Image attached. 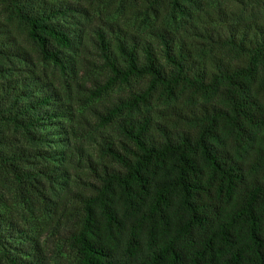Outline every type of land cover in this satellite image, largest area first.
Returning a JSON list of instances; mask_svg holds the SVG:
<instances>
[{
    "label": "trees",
    "instance_id": "obj_1",
    "mask_svg": "<svg viewBox=\"0 0 264 264\" xmlns=\"http://www.w3.org/2000/svg\"><path fill=\"white\" fill-rule=\"evenodd\" d=\"M264 0H0V264H264Z\"/></svg>",
    "mask_w": 264,
    "mask_h": 264
},
{
    "label": "rangeland",
    "instance_id": "obj_2",
    "mask_svg": "<svg viewBox=\"0 0 264 264\" xmlns=\"http://www.w3.org/2000/svg\"><path fill=\"white\" fill-rule=\"evenodd\" d=\"M260 13H264V7H263V9L261 10V12Z\"/></svg>",
    "mask_w": 264,
    "mask_h": 264
}]
</instances>
